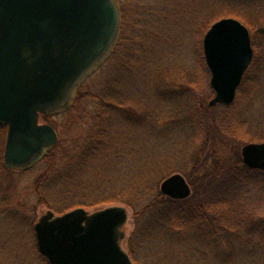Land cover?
I'll use <instances>...</instances> for the list:
<instances>
[{"label":"rangeland","instance_id":"obj_1","mask_svg":"<svg viewBox=\"0 0 264 264\" xmlns=\"http://www.w3.org/2000/svg\"><path fill=\"white\" fill-rule=\"evenodd\" d=\"M115 1L121 32L112 52L75 90L64 111L40 118V124H49L58 132L57 145L30 168L9 169L4 165L7 129L5 133L0 126V264H49L37 248L34 226L39 219L49 210L62 215L53 206L92 205L114 197L122 185L131 186L144 167L138 162L143 148L149 159L169 158L166 152H177L181 160L172 166L191 186V196L183 200L188 205L226 202L221 209L203 208L202 218L187 217L188 230L165 229L159 238L142 244L138 234L134 236L137 221L127 207L122 246L128 253L132 248L138 264H264L263 245L255 232L250 233L258 223L257 215H264V189L256 190L232 174L224 175L226 179L216 177L222 167L232 166L243 146L264 143V0ZM229 17L250 28L255 57L234 103L210 108L215 92L210 85L211 73L200 61L198 38L213 22ZM133 39L136 44L132 51L129 44ZM107 85L115 88L121 100L142 104L150 119L164 114L162 127L172 123L166 113L182 116V122L172 124L180 134L169 136V146H156L149 136L154 132L152 125L139 122L136 109L128 108L125 116L121 113L117 116L120 119L111 120V133L116 139L108 151L111 161L106 151L81 166V153L89 146L88 139L97 124L93 98ZM170 89L174 99L168 94ZM193 110L198 122L191 118ZM117 156L121 158L119 163ZM196 156L210 167L212 176L207 184L191 164V157ZM151 167V171H145L147 181L156 176V166ZM43 174L48 178L42 186L37 185ZM162 182L147 198L135 199V206L141 208L162 194ZM36 191L45 205L39 202ZM250 205L252 210L248 209ZM110 206L78 208L93 213ZM216 217L219 223L212 224ZM205 218L207 221L202 222Z\"/></svg>","mask_w":264,"mask_h":264},{"label":"water","instance_id":"obj_2","mask_svg":"<svg viewBox=\"0 0 264 264\" xmlns=\"http://www.w3.org/2000/svg\"><path fill=\"white\" fill-rule=\"evenodd\" d=\"M121 28L115 0H0V124L7 127L4 165L25 170L57 145L41 115L64 111L75 90L112 52ZM203 49L215 92L209 102L234 103L253 49L248 29L233 18L214 23ZM246 167L264 171V143L242 148ZM176 201L192 189L182 174L161 184ZM125 206L63 215L49 210L35 224L37 247L49 264H135L123 248Z\"/></svg>","mask_w":264,"mask_h":264},{"label":"trees","instance_id":"obj_3","mask_svg":"<svg viewBox=\"0 0 264 264\" xmlns=\"http://www.w3.org/2000/svg\"><path fill=\"white\" fill-rule=\"evenodd\" d=\"M204 35L205 33L203 34V36H200V38H198L199 39L198 43H199V48H200L199 56L201 58L200 61L202 60V64L207 69V64H206L205 56L203 52ZM135 36L132 35V37L134 38ZM123 39L124 38H122V41ZM133 44H136V41L134 39L129 44L130 49L132 51L134 49ZM129 54H132V53H129ZM125 65H123V68L125 67ZM116 79L117 78L113 79L112 81H116ZM242 89L243 87H239L238 91L240 93H238V96H240L239 94L242 93L241 92ZM173 92L174 91L170 89L168 94L169 93H171V95L173 94L171 98L174 99ZM93 99L95 100V105H96L95 118L97 119L96 120L97 124H95L94 131L92 132L90 138L88 139L89 146H87L86 149L83 151V153H81V160H80L81 166H83L84 164L86 166V164H88L89 158H95L97 156H102L103 152L106 153V151L108 153L107 155V158H109L108 161H111L112 157L110 156L112 155L109 154L108 151L112 149L113 142L116 141L114 134L111 133V128H112L111 125L113 122L111 120H114L117 116L120 117L121 113L123 116H125V113L127 112L128 108L136 109L135 115L137 116L139 122H142V124L146 122L147 125H149V123L152 125L154 132L151 134L149 133L150 134L149 136L152 138L153 143L156 146H158V144H160L163 147L169 146L170 145L169 144L170 140H168L169 136L173 134L174 136L177 137L178 134H180L175 131V128H172V124L176 125L182 122L183 120L182 116L179 117L175 113H169V112L166 113L165 114L166 118H168V120H170L172 123L168 128L162 127L161 122L165 119L163 118L164 114L156 115L155 118L152 115L150 119V115L145 110L142 104H139L136 102L134 103L131 100H121L118 94L116 93L115 88L111 87V85L105 86L101 90L100 94L95 95ZM111 113L114 118H112L109 115ZM119 117H117V119H120ZM191 118L193 121L198 122L199 118H197V114L195 110H193L191 114ZM2 130L6 133L5 127H3ZM173 131L175 133H172ZM169 151L170 152H166V153L170 159L167 158L166 156L149 159V157H147V154H145V149L143 148L139 153L140 155H139V160H138V162L142 164V166H144L143 169L140 170L141 171L140 175L134 179L133 184H131V186L129 184L122 185L123 183L118 184L117 186L122 185V187L118 190H115L118 192H116V195H114V197L109 196L105 198L104 200H100L99 202H96L92 205L79 203L69 208H57L56 209V207L53 206L52 209L59 214H65L78 207H84L88 209V208L98 207L100 205H107V206H110L112 204L113 205L114 204L124 205L133 211V218L137 221V224H136L137 230L134 232V236L138 234V238L139 240H141V242L139 241V243L141 244L143 243L144 240H148L152 238H155V239L159 238L160 235L165 231V229L173 230L175 232H183L184 230L186 231L188 230V225L190 223V219H188L187 217L193 216L194 219H197V217L199 216V218H202V215L205 213L204 211H207L208 209H211V208L221 209L220 205L225 204L226 201H222V200H219L216 202L209 201L206 205L205 204L201 205V204L196 203L197 207H193L195 206V204L188 205V202L186 201L172 200L164 196L163 194H160L156 198L152 200H148V202L143 204L141 208L136 207L134 203L135 199L147 198V196L150 193L155 192L158 189L160 183L163 180L167 179L169 176L178 172V171L173 170L172 163L175 162L176 160L180 161L181 158L178 157L177 152L173 153L171 152V150ZM237 156L238 158L235 160L232 166H230V168L227 167L226 165L222 167L221 173H217L216 177L221 179V178H225L224 175L228 176L232 174L231 176L233 175L236 176L239 181L243 182L244 184L252 186V188H256V190L258 189L261 191V189H264V171L253 170V169L246 167L243 164L241 153H239ZM116 158H117L116 162L119 163L121 158L118 156ZM1 159H2V152L0 154V162H1ZM191 164L195 165L194 169L196 170L197 173L199 171L200 177H202L203 180L205 181V182L203 181L202 183L207 184V180H210L212 176L210 167L206 166L207 164H203L202 161H200L199 157L197 156L194 159L191 157ZM154 165L157 168L156 176L153 180L147 181V178L145 176V171L148 170L149 168H150L149 170L151 171L152 169L151 166H154ZM219 167L220 165L218 166L216 171L220 169ZM46 178H48V176L46 177V175L43 174L42 177H40V179L37 180L36 184L42 186ZM193 183H196V181L194 180ZM120 191L122 192L120 193ZM113 192H114V189L112 187L111 193ZM123 192H127V195L125 194L126 196H124ZM36 193L39 197V202L45 205L43 201V197L40 196V193L38 191H36ZM188 206H190L191 210L188 208ZM203 208H204V211L202 210ZM248 209L252 210L253 209L252 205H250V208ZM248 217L249 216L247 215L243 219L247 220ZM257 217H258V223L256 224V227L254 228V230L250 231V233L255 232V234H257L256 237L259 238L264 248V215L260 214V215H257ZM203 221L205 222L207 221V219L206 218L202 219V222ZM216 223H219V217H216L214 222H212V224H216ZM132 251H133L132 248H130L129 254L133 262L135 264H138L137 260L133 256Z\"/></svg>","mask_w":264,"mask_h":264},{"label":"flooded vegetation","instance_id":"obj_4","mask_svg":"<svg viewBox=\"0 0 264 264\" xmlns=\"http://www.w3.org/2000/svg\"><path fill=\"white\" fill-rule=\"evenodd\" d=\"M229 18H231V17H229ZM233 19H235V18H233ZM221 20V19H220ZM219 21V20H218ZM237 21H239V20H237ZM217 21H215L214 23H216ZM240 22V21H239ZM213 23V24H214ZM241 24H243L242 22H240ZM212 24V25H213ZM211 25V26H212ZM247 29H248V31H249V34H250V37H251V45H252V49H253V58H252V61H251V64H252V62H253V59H254V57H255V47H254V43H253V40H252V34H251V30H250V28L248 27V26H246L245 24H243ZM204 37H205V35H204ZM204 37H203V40H204ZM251 64H250V66H249V68L247 69V71L245 72V74H244V76H243V79H242V81H241V84H240V86L239 87H241V85H242V82H243V80H244V78H245V75L247 74V72L249 71V69H250V67H251ZM246 80V79H245ZM250 143H255V142H250ZM249 144V143H248ZM247 145V144H246ZM244 147V146H243ZM242 147V148H243ZM242 151V150H241ZM242 158V157H241Z\"/></svg>","mask_w":264,"mask_h":264}]
</instances>
